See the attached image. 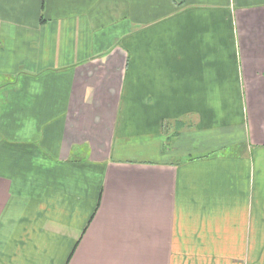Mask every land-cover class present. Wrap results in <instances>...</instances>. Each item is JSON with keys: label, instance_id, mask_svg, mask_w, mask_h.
Returning a JSON list of instances; mask_svg holds the SVG:
<instances>
[{"label": "crops", "instance_id": "1", "mask_svg": "<svg viewBox=\"0 0 264 264\" xmlns=\"http://www.w3.org/2000/svg\"><path fill=\"white\" fill-rule=\"evenodd\" d=\"M0 264H264V0H0Z\"/></svg>", "mask_w": 264, "mask_h": 264}, {"label": "rangeland", "instance_id": "2", "mask_svg": "<svg viewBox=\"0 0 264 264\" xmlns=\"http://www.w3.org/2000/svg\"><path fill=\"white\" fill-rule=\"evenodd\" d=\"M228 152H231V150H230V151H228Z\"/></svg>", "mask_w": 264, "mask_h": 264}]
</instances>
